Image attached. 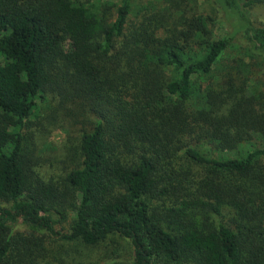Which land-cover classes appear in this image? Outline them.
<instances>
[{"label": "trees", "instance_id": "trees-1", "mask_svg": "<svg viewBox=\"0 0 264 264\" xmlns=\"http://www.w3.org/2000/svg\"><path fill=\"white\" fill-rule=\"evenodd\" d=\"M257 7L0 0V264H264Z\"/></svg>", "mask_w": 264, "mask_h": 264}, {"label": "rangeland", "instance_id": "rangeland-1", "mask_svg": "<svg viewBox=\"0 0 264 264\" xmlns=\"http://www.w3.org/2000/svg\"><path fill=\"white\" fill-rule=\"evenodd\" d=\"M201 3H204V0H199ZM251 16L256 24L264 26V7H257L253 9ZM233 31L232 25L224 20H221L215 27V37L219 38L227 34H231ZM238 54V51H233V55ZM260 61L262 64H260ZM250 92H263L264 93V60H259L258 65L254 67V73L251 76L249 83ZM68 131L66 128H53L47 136V140L52 145L61 147L64 145ZM61 152V151H60ZM55 153L50 151L48 156H53ZM46 167V166H45ZM45 169H53L49 165ZM54 170V169H53ZM127 243L120 238H113L109 241L100 245L97 248L98 253L95 256H91L92 260H98L101 264V260H105L106 263L109 261H114L113 264H131V252L126 245Z\"/></svg>", "mask_w": 264, "mask_h": 264}]
</instances>
